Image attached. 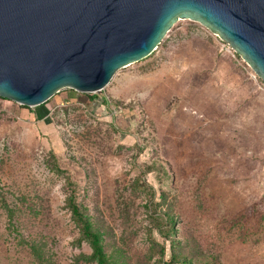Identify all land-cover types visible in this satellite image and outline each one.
Segmentation results:
<instances>
[{
    "label": "rangeland",
    "instance_id": "rangeland-1",
    "mask_svg": "<svg viewBox=\"0 0 264 264\" xmlns=\"http://www.w3.org/2000/svg\"><path fill=\"white\" fill-rule=\"evenodd\" d=\"M222 45L180 20L103 92L0 98V264H95L72 194L113 264H264V81Z\"/></svg>",
    "mask_w": 264,
    "mask_h": 264
},
{
    "label": "water",
    "instance_id": "water-1",
    "mask_svg": "<svg viewBox=\"0 0 264 264\" xmlns=\"http://www.w3.org/2000/svg\"><path fill=\"white\" fill-rule=\"evenodd\" d=\"M180 20L228 43L264 81V0H0V98L27 108L103 92Z\"/></svg>",
    "mask_w": 264,
    "mask_h": 264
},
{
    "label": "trees",
    "instance_id": "trees-1",
    "mask_svg": "<svg viewBox=\"0 0 264 264\" xmlns=\"http://www.w3.org/2000/svg\"><path fill=\"white\" fill-rule=\"evenodd\" d=\"M3 100H6V99H3ZM68 201H69L72 217L75 223L80 228L82 239L85 240L89 244L92 250V253L89 256L88 260H90L91 262L95 264H113L107 252L105 251L104 239H103L102 234L93 227L92 222L90 221L88 216L82 210L81 206L77 204L75 196L72 194L69 197ZM168 220L172 221V219H169V218ZM172 262H174V259H172ZM178 263L187 264L183 260H179Z\"/></svg>",
    "mask_w": 264,
    "mask_h": 264
},
{
    "label": "built area",
    "instance_id": "built-area-1",
    "mask_svg": "<svg viewBox=\"0 0 264 264\" xmlns=\"http://www.w3.org/2000/svg\"><path fill=\"white\" fill-rule=\"evenodd\" d=\"M222 43H223V45H222V48H223V49H227L226 47H228V46L230 47V45H229L228 43H225V42H223V41H222ZM227 50H228V49H227Z\"/></svg>",
    "mask_w": 264,
    "mask_h": 264
}]
</instances>
